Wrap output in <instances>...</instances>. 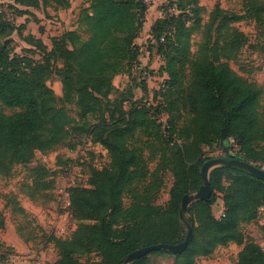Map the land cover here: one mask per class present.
Returning a JSON list of instances; mask_svg holds the SVG:
<instances>
[{"label": "trees", "instance_id": "16d2710c", "mask_svg": "<svg viewBox=\"0 0 264 264\" xmlns=\"http://www.w3.org/2000/svg\"><path fill=\"white\" fill-rule=\"evenodd\" d=\"M167 1L168 5L175 4L176 7L172 6L178 11L164 13L167 16L164 20L174 21L173 31L163 29V20H155L150 28L153 41L147 44L148 50L155 49L165 61L162 71L167 78L160 92L162 102L155 109L134 102L122 113L124 119L122 116L102 119L86 130L92 142L109 152L110 167L92 175L90 189L75 188L69 196L74 217L93 222L82 221L70 239L60 242L59 257L51 264H124L131 251L159 242L177 244L189 229L193 237L181 253L152 251L129 264H146L151 253H167L183 264H195L196 257H209L218 245L242 244L240 223L255 219L259 208L264 206L263 179L240 167L220 165L209 173L212 190L209 199L191 203L179 215L183 195L196 191L202 183L200 166L208 159L204 157L203 146L233 138L242 160L259 168L264 166V106L260 104L262 89L231 69L229 59L238 48L235 41L221 48L216 42L210 46L205 41L196 51L197 57L181 53L185 47L180 37L188 36L183 28H188V15L197 5ZM261 8L260 2H251L256 23L261 21L257 16ZM146 11L144 0H92L91 13L82 18L87 37L82 38L75 31L66 32L67 46L63 50L54 42L50 52L57 54L63 64L59 72L63 99L75 98L80 118L100 112L102 99L106 100L114 89L113 78L129 72L137 62L139 47L135 40ZM0 17L3 35L12 23L1 12ZM243 18L242 14L215 6L205 29L217 34L232 30L241 35L230 23ZM8 45V39L0 44V102L23 110L12 115L0 111V163L5 158H22L39 146L45 135L44 113L35 96L36 68L27 63L30 60L27 56L12 53ZM162 111L168 114L174 111V116L184 113L187 118L178 127L168 118L166 133H161L155 116ZM147 115L169 149L174 176L169 204L163 208L136 203L122 209L123 190L137 175V155L129 142ZM49 140V144L56 143L58 133ZM224 158L231 156L226 154ZM217 193L222 194L223 201L219 217L211 211ZM128 214H132L130 219ZM262 237L264 240V226ZM2 251L0 264H9L6 249ZM90 251H97L100 260L82 262L76 257ZM236 264H264V251L254 243H246Z\"/></svg>", "mask_w": 264, "mask_h": 264}, {"label": "rangeland", "instance_id": "374dc122", "mask_svg": "<svg viewBox=\"0 0 264 264\" xmlns=\"http://www.w3.org/2000/svg\"><path fill=\"white\" fill-rule=\"evenodd\" d=\"M252 1L181 0V4L197 5L195 11L188 15V28H183L188 36L180 37L183 48L185 47L181 53L189 52L197 57L196 51L205 41L210 46L216 42L219 48L235 41L238 48L233 52L234 57L229 59L231 69L262 89L260 104L264 106V0H255L262 7L257 14L261 21L257 23L254 10L251 9ZM91 2L92 0H20L14 3L11 0H0L1 14L12 23L11 29L6 28L5 33L0 35V44L8 39L12 53L27 56L30 59L27 63L36 68L33 74L35 96L44 113L45 129L40 145L32 148L22 158L1 159L0 246L9 252L11 264H51L59 257L60 242L70 239L82 221L84 224L93 222L74 217L69 206V196L75 188L90 189L92 175L108 169L111 156L101 144L92 142L86 130L102 119L108 121L112 117L122 116L134 102L155 106L162 102L151 96L155 93L154 88L159 80L165 81L167 78L162 71L165 61L155 49H147L146 52L144 48L140 49L137 62L145 63V67L155 72L159 79L146 82L133 70L115 76L114 89L106 100L102 99L101 111L86 118L79 117L75 98L70 101L63 99L59 81L63 64L59 56L50 50L54 42L59 44L60 50L67 46L66 32L75 31L82 38L87 37L82 18L84 14L91 13ZM146 5L147 11L138 37L140 46L153 41L150 28L155 20H163V29L173 31L171 28L174 21L168 18L164 20L167 17L164 13H178L173 8L176 5H168L167 0H146ZM168 6L170 9H166ZM215 6L244 16L240 21L230 23L231 28L241 35H235L232 30H222L220 34L213 30L206 32L205 25ZM148 60L151 64L146 63ZM127 68L128 66L126 70ZM159 96L161 97L160 94ZM22 110L23 108L6 106L0 102V111L5 115ZM164 113L177 127L187 118L184 113H177L175 116L174 111ZM124 118L125 116L121 117ZM153 126L147 115L130 139L129 145L137 155V175L123 190L122 209L136 203L163 208L169 204L170 189L174 182L167 151L169 149L166 140L159 136ZM56 133L59 140L49 144V137ZM234 144L237 145L236 140L229 138L203 146L204 157H225L227 154L231 158H238ZM211 211L215 217L221 215V193H217ZM131 217L132 214L127 215L128 219ZM263 226L264 206L259 208L255 219L240 223L239 229L244 236L242 244L228 242L218 245L208 259L196 257L195 264H201L204 260V264H236L240 250L250 242L264 251ZM158 254L161 253H151L146 264H183V261L175 260L167 253L161 256ZM76 257L82 262L100 260L97 251L78 254Z\"/></svg>", "mask_w": 264, "mask_h": 264}, {"label": "water", "instance_id": "95a60500", "mask_svg": "<svg viewBox=\"0 0 264 264\" xmlns=\"http://www.w3.org/2000/svg\"><path fill=\"white\" fill-rule=\"evenodd\" d=\"M220 165H228V166H236L243 168L247 170L251 175L263 179L264 180V169L259 168L256 165L247 162L242 159L238 158H224V157H213V158H208L206 159L200 168V179L202 181L201 185L199 188L192 194H185L183 195L181 199V212L180 216H182V213L185 212L188 208V206L197 201V200H208L210 195H211V187H210V181H209V173L210 171ZM193 234L192 230L189 229L185 238L177 243V244H169V243H164V242H159L156 244H151L148 246H144L141 248H137L130 253H128L125 257V263L129 264L132 261H135L146 254L152 252V251H169L174 254H179L181 253L187 246L188 242L192 239Z\"/></svg>", "mask_w": 264, "mask_h": 264}, {"label": "built area", "instance_id": "2783aa9c", "mask_svg": "<svg viewBox=\"0 0 264 264\" xmlns=\"http://www.w3.org/2000/svg\"><path fill=\"white\" fill-rule=\"evenodd\" d=\"M145 1V3H146V0H144ZM151 37V36H150ZM164 40V38H163V36H161L160 37V41L162 42ZM145 50L147 51V45H145ZM133 71H135V72H137L140 76H141V78L144 80V81H146V82H149L150 80H152V79H159V77H158V75H156V73L155 72H153V71H151V70H149L148 68H146L145 67V65H143V64H141L140 62H136L135 64H134V66H133ZM164 87H165V81H164V79L163 80H159V83L156 85V87L154 88L155 90V95L153 94V96H151V98H154V97H156L157 99H158V101H161L162 99H161V97L159 96V94H160V90H163L164 89ZM147 106H152L154 109L158 106H155L154 104H150V103H148V104H146ZM165 113L162 111V112H160L159 114H157L156 115V121H157V123L160 125V128H161V132L162 133H166L165 131H166V128L168 127L167 126V118L165 117V115H164ZM229 140V139H228ZM234 147H235V153L237 154V157H238V159H242L240 156V154H239V148L237 147V145L236 144H234ZM229 153L230 154H234L233 152H231V151H229ZM4 248L2 247V246H0V254L1 253H3V250ZM6 253H7V255H6V257H7V259H8V263L9 264H11L10 263V261L11 260H9V252L6 250Z\"/></svg>", "mask_w": 264, "mask_h": 264}, {"label": "crops", "instance_id": "0c3cea01", "mask_svg": "<svg viewBox=\"0 0 264 264\" xmlns=\"http://www.w3.org/2000/svg\"><path fill=\"white\" fill-rule=\"evenodd\" d=\"M139 40H140V38H138L137 40H136V44L138 45V47H139V51H140V49L141 48H144V50H145V45L144 44H142V46H140V42H139ZM146 51V50H145ZM147 52V51H146ZM148 54V53H147ZM141 64H143V65H146L145 63H143V62H140ZM146 63H149V64H151V61L150 60H148ZM133 69L131 68V71H132ZM159 255V254H158ZM162 254H160L159 256H161ZM154 257V256H153ZM207 259H208V257H207ZM203 261V260H202ZM201 262V261H200ZM204 263H206L205 262V260L203 261V262H201V264H204Z\"/></svg>", "mask_w": 264, "mask_h": 264}]
</instances>
